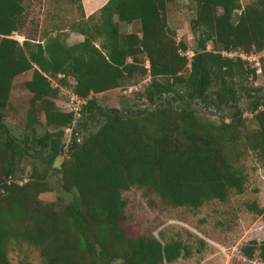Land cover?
Here are the masks:
<instances>
[{
  "label": "trees",
  "instance_id": "obj_1",
  "mask_svg": "<svg viewBox=\"0 0 264 264\" xmlns=\"http://www.w3.org/2000/svg\"><path fill=\"white\" fill-rule=\"evenodd\" d=\"M64 1L82 16L68 25L84 37L74 46L38 24L30 32L34 0H0V264H10L15 243L38 249L45 264L190 259L193 247L182 239L131 237L126 195L139 191L152 205L198 212L246 192L243 161L255 153L264 162V88L250 82L264 77V0L246 6L241 0H190L196 6L192 58L182 55L190 46L170 28L175 0H110L90 17L83 0ZM121 24H140L141 31L123 34ZM234 52L261 56L263 74L225 55ZM28 73L32 98L22 139L6 121L15 82ZM145 79V106L119 111L90 99ZM62 88L83 99L78 114L58 106ZM246 95L251 120L238 108ZM193 105L220 114L221 122L199 116ZM229 107L234 113L225 115ZM59 159L57 191L50 177ZM54 192V202L41 201ZM251 210L264 217L263 208ZM242 253L264 264V241L250 242Z\"/></svg>",
  "mask_w": 264,
  "mask_h": 264
},
{
  "label": "rangeland",
  "instance_id": "obj_2",
  "mask_svg": "<svg viewBox=\"0 0 264 264\" xmlns=\"http://www.w3.org/2000/svg\"><path fill=\"white\" fill-rule=\"evenodd\" d=\"M252 1L254 0H241V3L246 6ZM29 12L31 22L33 20L35 22L34 26L32 23L29 25L30 32L36 31L38 24L39 30L41 27V30L48 29L54 36H60L62 41L69 46L84 41L83 36L73 32L68 26L73 22H82V16L75 6L69 5L64 0H34ZM240 14L241 12L236 13V15ZM50 15L52 16L50 17ZM195 19L196 6L190 0H175L170 7V28L177 34L178 42L187 41L191 49L190 52H194L197 42V37L192 29V22ZM140 31V24L132 26L121 24L123 34L139 33ZM40 34L39 36H42V32ZM25 37L15 34L13 38L23 43ZM212 48L210 45L209 49ZM147 68H149L148 64ZM31 79L32 73L17 78L6 121L14 136L22 139H24L22 134L24 120L28 115L32 98V94L26 89L25 84ZM53 82L55 85H60L59 80H53ZM69 82L75 84L72 79ZM250 82L256 87L264 88V77H260L255 82ZM149 84L150 80L145 79L139 84H132L100 95L92 94L90 99L96 98L104 109L119 111L135 109L139 106H145L146 100L140 96V92ZM130 88H133L132 91ZM70 91L71 88H62L58 106L59 101L61 106L64 100L69 101L71 99ZM78 100L84 102L83 99ZM249 102L250 100L246 95L238 103V108L244 109L245 117L251 120L253 116L246 111ZM193 109L201 117L206 114L213 122H221L220 114L206 109L200 110L197 105H193ZM233 113L229 112L225 115ZM42 119H44V115ZM78 123L79 121L76 126ZM95 129L93 125L92 131ZM89 134L81 131L82 137ZM71 136L72 131H67L65 138L67 145L70 144ZM60 163L61 159L52 168L50 177L53 188L57 191L60 188V177L56 171L59 170ZM243 166L247 175L246 192L243 195H232L227 203L209 204L198 212L164 209L159 205V201L156 205H152L150 200L144 198L139 191L128 193L126 196L130 200L129 214H131L128 225L129 235L138 237L140 234L154 233L164 242L182 239L186 244H190L194 250L193 257L180 259L174 264H262L259 260H248L243 255L242 250L252 241H264V217L258 216L255 211L251 210V206L264 209V162L260 161L257 155L253 153L245 158ZM56 198L57 192L42 194L40 197L44 203L54 202ZM201 240L206 243L205 247L201 246ZM9 258L10 264H45L39 250L27 244L15 243Z\"/></svg>",
  "mask_w": 264,
  "mask_h": 264
},
{
  "label": "built area",
  "instance_id": "obj_3",
  "mask_svg": "<svg viewBox=\"0 0 264 264\" xmlns=\"http://www.w3.org/2000/svg\"><path fill=\"white\" fill-rule=\"evenodd\" d=\"M183 56H188L189 58H192L194 56V52H188V53H182ZM227 56L229 57H241L242 59L249 61L253 64H255V67L258 69L257 73L258 75H262L263 74V68H262V63H261V56L258 55H247L243 52H234V53H226ZM133 88H130V91H132ZM71 94V99L68 100H64L63 104L60 106V101H59V106L61 107V109L69 112V113H79L81 110V106L83 105L84 102H82L81 100H78L79 98H77L72 91H70Z\"/></svg>",
  "mask_w": 264,
  "mask_h": 264
},
{
  "label": "crops",
  "instance_id": "obj_4",
  "mask_svg": "<svg viewBox=\"0 0 264 264\" xmlns=\"http://www.w3.org/2000/svg\"><path fill=\"white\" fill-rule=\"evenodd\" d=\"M109 1L110 0H83L87 17H90L93 14L99 12L103 7H105L109 3Z\"/></svg>",
  "mask_w": 264,
  "mask_h": 264
},
{
  "label": "flooded vegetation",
  "instance_id": "obj_5",
  "mask_svg": "<svg viewBox=\"0 0 264 264\" xmlns=\"http://www.w3.org/2000/svg\"><path fill=\"white\" fill-rule=\"evenodd\" d=\"M230 110H231V107L227 108L226 111H228V112H226V113H229ZM212 112L214 113L215 111H212ZM215 113H216V112H215ZM226 113H225V114H226Z\"/></svg>",
  "mask_w": 264,
  "mask_h": 264
},
{
  "label": "bare ground",
  "instance_id": "obj_6",
  "mask_svg": "<svg viewBox=\"0 0 264 264\" xmlns=\"http://www.w3.org/2000/svg\"><path fill=\"white\" fill-rule=\"evenodd\" d=\"M103 2H105V1H103ZM89 9H91V8H89Z\"/></svg>",
  "mask_w": 264,
  "mask_h": 264
}]
</instances>
